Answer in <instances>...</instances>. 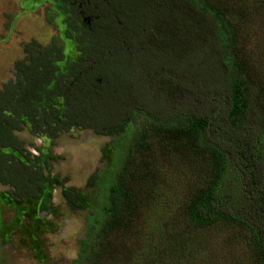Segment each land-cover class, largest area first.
Here are the masks:
<instances>
[{
	"label": "rangeland",
	"instance_id": "1",
	"mask_svg": "<svg viewBox=\"0 0 264 264\" xmlns=\"http://www.w3.org/2000/svg\"><path fill=\"white\" fill-rule=\"evenodd\" d=\"M154 1L159 9L150 7ZM204 1L227 15L236 34L234 52L251 79H256L253 91H260L252 103L264 112V0ZM79 2L0 0V92L20 77L16 67L27 63L24 48L32 43L59 48L62 59L55 57V66L58 72L68 73L76 43L69 28L76 19L72 20L69 11ZM94 4L86 9L85 19L100 16L101 2L95 0ZM117 4L131 24L139 14L138 19L143 18L139 24H160L162 30L158 26L151 31L152 42L163 34L171 40L177 38V43L170 41L162 47L171 54L169 62L175 67L185 69L187 62L201 58L196 53L205 51L210 42L207 21L203 26L177 18L161 0H119ZM176 30L183 34H176ZM178 51L179 56L186 55L180 63ZM115 70L121 75L126 71L120 65ZM192 74L199 76V82L188 92L191 106L203 115L222 114L226 91L223 86L212 88L217 86L218 77L205 65ZM207 102L212 104L210 111L206 110ZM28 129L22 122L21 130L13 134L32 156L47 158L50 169L44 171V189L36 201L17 203L8 195L10 188L0 185V264H75L79 258L83 259L79 264H256L247 231L229 223L202 229L189 225L186 204L204 187L210 164L191 152L182 139L176 144L168 140L167 136L176 138L174 132L159 134L143 118L111 136L70 128L49 139L43 134L33 136ZM143 132V148H139L137 137ZM129 153L125 172L129 176L126 187L133 192L135 203L131 220L128 227L102 233L101 211L108 201L111 177ZM63 189L79 192L89 200L73 212L61 195Z\"/></svg>",
	"mask_w": 264,
	"mask_h": 264
},
{
	"label": "trees",
	"instance_id": "2",
	"mask_svg": "<svg viewBox=\"0 0 264 264\" xmlns=\"http://www.w3.org/2000/svg\"><path fill=\"white\" fill-rule=\"evenodd\" d=\"M117 1L106 0L109 6L103 4L99 9L102 29L94 30V38L98 37L104 49L95 60L100 62L98 66L71 63L68 73L62 74L55 66V57L62 59L59 48H41L34 43L25 46L28 61L16 67L20 77L0 92V185L10 188L8 195L16 202L37 200L44 189V171L50 169V163L47 158L32 156L14 136L22 122L27 123L31 135L54 139L70 128L89 129L100 136L117 135L135 119L143 118L159 134L174 132L176 138L167 136L173 144L182 139L191 152L208 159L205 185L193 193L185 207L189 225L202 229L229 223L247 231L256 264H264V112L252 103L260 91H253L256 79H251L234 52L236 34L227 15L204 0H161L177 18L197 25L208 23L206 50L197 52L201 58L187 62L183 69L170 63L171 54L162 48L170 41L177 43V38L171 40L163 34L152 42L151 31L160 24H139L143 21L138 19L140 14L131 24ZM150 5L159 9L154 7L158 5L155 1ZM84 33L78 40L93 37V31ZM185 57L181 54L177 62ZM119 65L125 74L117 73ZM204 65L218 77L212 88L223 86L226 91V108L219 116L203 115L191 106L188 92L199 82L192 72ZM205 106L210 111L212 104ZM143 137L144 132L137 137L139 148H143ZM130 156L111 177L108 201L101 211L102 233L128 227L131 220L135 203L133 192L126 187L129 176L125 172ZM61 195L73 212L89 200L71 189L61 190Z\"/></svg>",
	"mask_w": 264,
	"mask_h": 264
},
{
	"label": "flooded vegetation",
	"instance_id": "3",
	"mask_svg": "<svg viewBox=\"0 0 264 264\" xmlns=\"http://www.w3.org/2000/svg\"><path fill=\"white\" fill-rule=\"evenodd\" d=\"M94 1L93 0H80L78 5L74 9H73V7H71V9L69 11V14H70L72 20H73V17H74V19H76V24H74L73 27H77V29H74L72 27V24H69L70 25L69 28L74 31V34H75L74 39L76 41V43L74 44L75 48H72V52L75 54V58L72 60V63H78V67H79V64L82 62H86V63L88 62L90 64H93V65L96 64L98 66V65H100V62H97L95 60L98 56L103 55V51H102V48H103L102 45L103 44L100 43L99 40L97 41L98 37L94 38L95 34H96V32H94V30H101L102 29L101 28V21L103 19V15L95 16L92 19L91 18H87V19L84 18L86 9L90 6H92V8H93V5L96 6V4H94ZM97 1L101 2V6H103V4H106L107 6H109V3H106V0H104L105 2H102V0H96V2ZM111 9L113 10V8H111ZM111 9H109L108 11L112 12ZM90 22H92L91 27L88 26L90 24ZM92 31H93V35H92L93 37L91 39L87 40V38H86V40L81 41L82 37H84V35H85L84 32H92ZM80 37H81V39L78 40V38H80ZM68 48L71 51V47L69 46ZM32 201H36V200H32Z\"/></svg>",
	"mask_w": 264,
	"mask_h": 264
},
{
	"label": "crops",
	"instance_id": "4",
	"mask_svg": "<svg viewBox=\"0 0 264 264\" xmlns=\"http://www.w3.org/2000/svg\"><path fill=\"white\" fill-rule=\"evenodd\" d=\"M2 186V185H1ZM16 202V201H15ZM18 203V202H17Z\"/></svg>",
	"mask_w": 264,
	"mask_h": 264
}]
</instances>
